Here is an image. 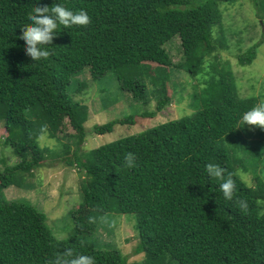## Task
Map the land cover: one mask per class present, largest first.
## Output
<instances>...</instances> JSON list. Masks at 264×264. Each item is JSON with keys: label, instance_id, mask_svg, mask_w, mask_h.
<instances>
[{"label": "trees", "instance_id": "1", "mask_svg": "<svg viewBox=\"0 0 264 264\" xmlns=\"http://www.w3.org/2000/svg\"><path fill=\"white\" fill-rule=\"evenodd\" d=\"M236 1L62 0L70 10H85L90 23L58 26L52 55L34 63L19 36L31 23L28 16L36 0H0V121L4 144L19 158L0 171V193L14 184L16 173L33 176L49 157L66 154L68 164L83 174L82 202L71 211L74 231L63 240L31 202L0 198V264H51L65 249L92 256L95 264H264V162L261 171H255L262 162L264 130L256 127L262 131L260 155L245 164L247 149L235 128L241 114L262 98H239L232 72L218 71V76L208 75L197 91L200 95L194 94L192 114L80 152L89 109L69 94L73 78L84 71L92 80L111 73L118 92L147 106L151 93L146 81L134 76L138 70L156 64L164 75L173 69L192 77L203 74L207 57L217 51L221 6ZM250 1L264 10V0ZM55 2L59 0H39L38 6ZM259 25L264 27V21ZM175 38L181 43L180 63H174L167 50ZM256 49L254 45L239 57L241 65L251 64ZM168 81L151 79L157 105L144 117L154 118L170 104ZM66 121L75 133L59 137ZM134 123L133 115L125 116L95 125L93 132L104 135L116 125ZM42 128L60 142V150L48 153L49 148L40 145ZM64 138L76 146L74 154ZM129 152L137 158L134 168L124 164ZM207 163L219 164L225 177L231 175L235 197L247 202L246 211L238 208L235 198H223L221 181L207 175ZM243 172L253 173L254 185L243 179ZM112 212L136 216L135 252L144 254L141 262L130 263L120 251L81 238Z\"/></svg>", "mask_w": 264, "mask_h": 264}, {"label": "rangeland", "instance_id": "2", "mask_svg": "<svg viewBox=\"0 0 264 264\" xmlns=\"http://www.w3.org/2000/svg\"><path fill=\"white\" fill-rule=\"evenodd\" d=\"M221 8L222 25L215 28L217 51L207 57L206 70L203 74L201 72L198 76L192 77L184 74V71L173 69L164 75L161 69L153 64L145 65L134 75L137 79L146 81L147 89L150 90L151 100L147 106L141 107L128 93L118 92L117 81L111 73L103 79L92 80L86 70L73 78L69 94L74 100L83 102L89 109V118L84 124L87 136L79 147L80 152H88L122 137L192 114L195 107L194 94L200 95L197 91L204 86V82L209 78L208 75L213 76L215 73L218 76V71L232 72L239 98L258 97L264 102V27L259 25V22L264 21V10L255 6L250 0H239L225 4ZM254 45L257 46L254 60L251 64L241 65L239 57L246 55ZM167 50L173 62L180 63L183 57L178 38L167 45ZM152 77L158 79V82L166 81L169 77L167 87L170 88L171 101L154 118H148L142 114L156 110L157 105L156 87L150 83ZM130 115L134 116V124L116 125L112 132L104 135H96L93 132L95 125L124 119L125 116ZM259 132L262 131L256 127H252L251 130L247 125L245 128L239 127L238 137L247 149L243 156L245 164L252 161L255 155H260L261 150L257 146L261 140ZM74 133L75 131L66 121L59 137ZM5 138L6 132L0 121V171L2 172L5 165L11 167L19 161L11 147L4 144ZM49 139L54 140L55 144L49 146L47 143ZM38 140L41 146L49 148L48 153L53 149L62 148L56 139L46 136L45 139L40 137ZM62 141L70 143V154H74L76 151L74 143L67 138ZM262 154V162L256 164L258 168L256 172H260L263 167L264 152ZM67 156L65 154L56 159L49 157L41 168L34 171L33 176L26 177L16 173L14 184L0 193V198L5 201L31 202L46 215L47 224L60 240L73 234L71 211L77 209L82 202L80 186L83 174L75 165L68 164ZM243 179L250 186L254 185L252 172H243ZM101 220L91 234L81 235L84 241L95 246L116 249L130 263L141 262L144 259V254L135 252L139 241L135 215L112 212Z\"/></svg>", "mask_w": 264, "mask_h": 264}, {"label": "clouds", "instance_id": "3", "mask_svg": "<svg viewBox=\"0 0 264 264\" xmlns=\"http://www.w3.org/2000/svg\"><path fill=\"white\" fill-rule=\"evenodd\" d=\"M39 0L32 7L31 14L28 20L31 22L26 28H23L19 39L24 42V52L34 63L46 60L52 55L53 38L58 34V26H63L65 29H70L74 26L84 27L90 23V18L87 12L83 9L73 11L64 6L62 0L55 2L51 7L38 6ZM249 126L258 127L264 130V102L254 105L249 110L243 112L239 118L238 125L235 127ZM234 128V129H235ZM41 139L47 136L46 131L42 128ZM49 146L55 144L54 140H47ZM137 158L134 153H127L124 156V164L128 168L136 166ZM207 175L215 177L221 182L218 185V190L223 198L232 201L235 198V203L242 211L247 210V202L243 198L235 197V185L231 175L225 177V169L219 164L207 163L205 165ZM51 264H95L94 258L89 255L77 254L73 255L71 249H65L63 253L56 255Z\"/></svg>", "mask_w": 264, "mask_h": 264}]
</instances>
